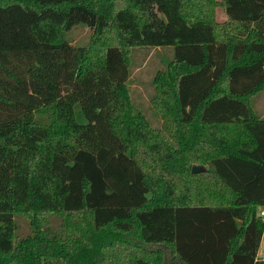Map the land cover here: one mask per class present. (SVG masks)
Masks as SVG:
<instances>
[{
	"label": "trees",
	"instance_id": "trees-1",
	"mask_svg": "<svg viewBox=\"0 0 264 264\" xmlns=\"http://www.w3.org/2000/svg\"><path fill=\"white\" fill-rule=\"evenodd\" d=\"M263 91L264 0H0V264H264Z\"/></svg>",
	"mask_w": 264,
	"mask_h": 264
},
{
	"label": "rangeland",
	"instance_id": "rangeland-1",
	"mask_svg": "<svg viewBox=\"0 0 264 264\" xmlns=\"http://www.w3.org/2000/svg\"><path fill=\"white\" fill-rule=\"evenodd\" d=\"M222 2V0H218ZM217 19L224 20L225 14L222 6L217 9ZM67 38L74 45H85L90 36V29L85 25H77L67 32ZM172 47L163 48H138L131 53V75L128 81L129 95L132 103L142 112L153 128H162V119L151 107L150 98L153 94L152 79L155 73L163 69L172 57ZM254 108L264 118V91L254 97ZM75 119L79 124L86 121L80 106H74ZM28 222L20 223V231L26 233ZM259 258L264 257V237L258 250ZM137 264H142L138 262Z\"/></svg>",
	"mask_w": 264,
	"mask_h": 264
},
{
	"label": "water",
	"instance_id": "water-1",
	"mask_svg": "<svg viewBox=\"0 0 264 264\" xmlns=\"http://www.w3.org/2000/svg\"><path fill=\"white\" fill-rule=\"evenodd\" d=\"M199 171H201V167H199L197 165H194L192 167V170H191L192 173H198Z\"/></svg>",
	"mask_w": 264,
	"mask_h": 264
},
{
	"label": "crops",
	"instance_id": "crops-1",
	"mask_svg": "<svg viewBox=\"0 0 264 264\" xmlns=\"http://www.w3.org/2000/svg\"><path fill=\"white\" fill-rule=\"evenodd\" d=\"M225 19H226V18H225ZM225 19H224V20H225ZM224 20H222V21H224ZM257 210H261V208H258ZM263 237H264V232H263V235H262V238H261L260 245H261V243H262V239H263ZM260 245H259V248H260ZM259 248H258V250H259ZM257 259H264V257L259 258V256H258V252H257Z\"/></svg>",
	"mask_w": 264,
	"mask_h": 264
},
{
	"label": "built area",
	"instance_id": "built-area-1",
	"mask_svg": "<svg viewBox=\"0 0 264 264\" xmlns=\"http://www.w3.org/2000/svg\"><path fill=\"white\" fill-rule=\"evenodd\" d=\"M258 214L261 218L264 219V209L258 210Z\"/></svg>",
	"mask_w": 264,
	"mask_h": 264
}]
</instances>
